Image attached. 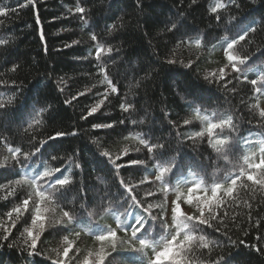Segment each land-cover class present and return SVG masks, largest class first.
<instances>
[{
	"label": "trees",
	"instance_id": "trees-1",
	"mask_svg": "<svg viewBox=\"0 0 264 264\" xmlns=\"http://www.w3.org/2000/svg\"><path fill=\"white\" fill-rule=\"evenodd\" d=\"M217 2L36 0L31 4L29 0H0V8L9 10L6 17L0 16V40L7 41L0 45V103L7 105L6 113L0 114V159L8 156L11 163L8 146L33 151L40 140L54 131L74 129L78 132L77 136L57 140L55 149H47L49 154L58 157L56 161H51L47 155L36 160L37 164L45 161L50 169H67L65 175L72 180L62 196L44 205L49 211L44 213L39 257H27L26 252L21 251L26 239L21 233L31 224L29 214L25 212L16 219L15 228L9 226L11 221L6 215L30 191L27 185L13 184L16 195L5 199L9 182L20 179L24 170L19 165L16 169L20 175L0 170V224L11 233L8 241L0 239V245H14L13 248L0 247V264H50L45 257L55 258L57 252L62 251L65 235L74 241V248L79 249L78 255L70 253L72 264H79L89 251H98L100 244L95 235L100 234L99 229H115L117 217L130 222L132 216L126 213L131 211L135 215L137 211L124 203L121 179L132 185L144 178L154 181L136 188L137 198L145 206L163 204L171 224V202L176 199L177 189L186 194L200 179L209 188L213 182L225 183L227 187L226 175H238L241 168L251 171L244 157L255 154L254 162H258L260 148L264 147V117L260 115L264 109V94L255 91L261 86L260 75L264 73V0H219L227 5L218 13L225 22L231 17L257 21L256 33L236 46L237 54L250 57L245 66L238 65L243 69L241 73L233 72L224 56L223 37L227 35L231 39L234 33L226 32L225 25L214 19L211 8ZM78 4L86 9L83 19L75 13ZM178 18L186 20L185 30L190 37L185 39L190 38L192 43H179L180 34L173 35L165 28V21ZM93 33L97 41L91 40ZM196 39L202 40L199 47ZM97 45L105 49L111 46L113 52L105 51L97 61ZM168 60L176 63L169 64ZM187 64L191 66L185 67ZM14 65L18 66L16 71H12ZM101 66L107 68L109 79L119 88V96L110 94L95 115L81 119L108 90L100 73ZM221 68H225V79L205 80V76L218 73ZM252 79H257L256 86L251 84ZM60 88L64 91L60 92ZM87 89L91 91L85 96L69 105L63 103ZM192 101H195L194 107H189ZM122 102H131L132 109L121 111ZM46 105L55 109V120L50 121L47 113L38 115L40 123H34L29 129L25 123L33 122L29 113L34 107L39 110ZM194 108L200 109L199 116ZM228 116L232 117L236 131L215 130L217 136L230 139L225 159L210 146L206 129L209 123H218ZM185 119L190 123L185 125ZM121 120L123 124L119 123ZM95 123H114L115 127L93 129ZM148 129L152 130L150 135L156 142L166 146L162 154H156L157 160L164 163L177 158V170L168 178L170 186L166 194L159 182H155L156 161L136 138L138 133ZM197 132L204 135L196 136ZM101 151H109L114 158L120 156L122 159L117 163L141 160L144 164L122 167L117 173L112 170L114 166L106 164L105 158L99 155ZM77 163L80 167L75 166ZM243 184L246 186L238 181L233 196L227 197L219 210L223 223L212 221L220 231L206 228L205 235L216 242L213 251L209 254L205 249H196L190 254L192 264H209V260L220 253L234 256L233 264H264V254L239 244L243 240L245 245L264 247V191L250 181L244 180ZM254 188L257 190L253 191ZM149 191L154 195L145 199L144 194ZM188 206L182 201V208ZM190 208L194 214L195 208ZM63 211L72 212L77 220L68 230H61V225L55 223L63 219ZM153 212L156 214L159 209ZM257 220L260 221L258 227ZM76 231H80L79 237L70 234ZM257 236L262 239L257 241ZM118 237V244L128 239L119 230ZM229 237L237 242L235 247ZM126 248V244L122 245L118 253L107 257L105 264H135L136 254L124 250Z\"/></svg>",
	"mask_w": 264,
	"mask_h": 264
},
{
	"label": "snow or ice",
	"instance_id": "snow-or-ice-1",
	"mask_svg": "<svg viewBox=\"0 0 264 264\" xmlns=\"http://www.w3.org/2000/svg\"><path fill=\"white\" fill-rule=\"evenodd\" d=\"M193 2H195V0H193ZM29 3L35 4L36 0H29ZM24 6L27 5H21V7ZM236 6L239 7V5ZM225 7H227V5L218 0V2L211 8V12L218 24L225 25L226 32L234 33V37L231 39H229L227 35L223 37V40L226 43L224 56L228 65L231 66L232 71L235 73H241L243 69L238 65L245 66L250 57L237 54L235 51L236 46L239 42L246 41L250 34L256 33L257 21L251 18L237 19L231 17L225 22L224 18L218 14L220 10ZM12 11H15V9H12ZM85 12L86 9L84 7L79 6V4L76 6L75 13L80 14L81 19L84 18ZM8 14V9L0 8V16L6 17ZM0 23H2V21H0ZM164 24L168 32L173 35L180 34L179 43H192L190 38L187 40L185 39V37H190V33L185 30L187 28L186 20L178 18L176 20H167ZM228 25L231 26L229 27ZM112 27L114 28L115 25ZM91 40L97 41V35L93 33L91 35ZM6 43L7 41L0 40V45ZM73 43L79 42L74 41ZM201 43V39L195 40L197 47H199ZM71 46L72 45H66V47ZM105 51L111 53L113 52V48L109 46L105 49L103 46L97 45V61L101 59V56ZM167 62L169 64L176 63L175 60H168ZM190 66V64L185 65V67ZM17 67L18 66L14 65L12 71H16ZM100 73L103 75L104 82L108 85V90L102 93L103 99L99 100L95 106L87 109V114L82 115L81 119L87 120L89 117L95 115L101 109V106L104 104L105 100L108 99L110 94H116L119 96V88L111 79H109L107 68L101 66ZM225 77V68H221L218 73L213 72L210 73L209 76H205V80H208L209 78L213 81L217 80V78L223 80ZM244 79L247 80V76H245ZM257 83V79L251 80L252 85L256 86ZM260 84L261 86L256 87L255 91L264 94V73H261L260 75ZM59 91L63 92L64 89L60 88ZM88 91H91V89H87L84 92H78L76 95H73L71 99H65L63 103L69 105L73 101L78 100L79 97L85 96ZM194 104L195 101H192L189 104V107H194ZM132 107L133 105L131 102L120 103V108L123 112H129ZM6 111L7 105L5 103H0V114H4ZM194 111L197 116H199L200 109L194 108ZM54 112L55 109L50 105L41 106L39 110L34 107L32 112L29 113L33 122L25 121V123L30 129L34 126V123H40L38 115L45 113H47V118L50 121H54ZM260 115L264 117V109L260 111ZM203 119H207V117H204ZM119 123L123 124L124 121L121 120ZM133 123L135 124L136 122L133 121ZM140 123L142 124L144 122L140 121ZM183 123L187 125L190 121L185 119ZM92 127L93 129L114 128L115 124L95 123ZM225 128H228L231 131H236L231 116L221 119L218 123H209L206 131L209 136L210 146L214 148L217 153L224 155V158L227 159L226 152L230 147V139L226 136H217L215 131L216 129H220L221 132H223ZM151 131V129L142 131L137 134L136 138L138 139L139 144L143 145L147 152L152 154L153 160L156 161L155 167L157 172L155 174V182H159L161 190L166 194L170 186L168 178L174 175L177 170V158L173 157L164 163L157 160L156 154H162L166 146L164 143L156 142L155 138L150 135ZM77 135L78 132L74 129L71 131H54L49 134L46 139L40 140L38 146H35L33 151H25L20 146H8L7 151L10 153L11 163L9 162L8 156H4L3 159H0V170L8 171L9 173H14L16 175H20V172L16 169L17 165H19L20 169L24 170L20 179L9 182V190H6L5 199H7L8 195H16V190L12 187L13 184L27 185L30 189L26 197L6 214L8 220L11 221L9 225L11 228H15V220L22 217L25 212L29 214L31 224L25 227L23 233H21L22 237H26L25 247L21 249V251L26 252L27 257H39L41 255L38 243L40 242L45 227L44 221L46 216L44 213L49 211L44 205L62 196L66 186L72 183L70 176L65 175V171H68L67 169H61L59 167L50 169L46 166L45 161H41L40 164H37L36 160L47 155L51 161H56L58 157L49 154L47 149H55L57 147L55 143L57 140H63L68 136ZM195 135L203 136L204 133L197 132ZM213 137L217 138L213 140ZM30 139L35 140V137H30ZM93 143L95 144L96 141H93ZM5 144H7V141H5ZM137 151H139V149H137ZM99 155L105 158L106 164L114 166L112 170L117 173L122 167H133L144 164L141 160H129L126 163H117V161L122 158L120 156L114 158L109 151H101ZM254 157L255 154H253V156L244 157V162L248 165V168L251 169V171L241 168L238 175L233 176L229 173L224 177L227 187H225V183L213 182L209 188L204 180L200 179L199 182L194 184V186L187 189L186 194L180 193L177 189L176 199L171 202V224L165 216V206L163 204L149 203L145 206L144 202L137 198L135 189L143 184H151L154 181L144 178L139 184L132 185L121 179V195L126 197L124 203L129 209L137 211L135 212V215H133L131 211L126 213V215L132 216L130 222L120 220L119 217H117L115 229L108 228L105 230L104 228H100V234L95 235V240L100 244L99 250L95 253L89 251L79 264H105L107 257L112 256L114 253H118L124 244L127 245V248L124 250L136 254L135 264H192L190 254H193L196 249H205L211 254L213 247L216 246V242L210 241L207 235H205L206 228H214V231L216 232L220 231L219 226L214 225L212 221L223 223L224 217L218 216V212L222 205L225 204L226 198L233 196V193L238 187V181L241 186H246L243 184L244 180L250 181L253 185L258 186L259 190L264 191V147L260 148V158L258 162H254ZM75 166L80 167L78 163ZM53 173L56 175H53ZM256 190L257 189L255 188L253 189V191ZM197 193L203 194L198 195ZM153 195L154 193L151 191L144 194L145 199ZM182 201L190 207L195 208V213L189 215L187 212L182 211ZM154 209H159V212L154 214ZM52 211H54V209ZM55 223L61 225V230H68L70 225L77 223V220L72 212L63 211V219L55 221ZM255 225L258 227L260 221L257 220ZM0 227L3 228V234L0 235V239L6 242L11 233L9 232V228L5 227L3 224H0ZM118 230L128 236L126 241H120L119 244L117 243L119 239ZM70 234L79 237L80 231ZM228 239L233 247L237 245L236 241H232L230 237ZM261 239V236L256 237L257 241H260ZM239 244L244 245L245 247H250L257 253L264 254V247L257 246L256 244L250 246L245 245L243 240H240ZM3 246H7L8 248L14 247L11 243L0 245V247ZM108 249H110V251ZM149 252H151V255H149ZM70 253L78 255L79 249L74 248V241L69 239L68 235H65L63 237L62 251H58L55 258L45 257V259L48 260L50 264H72L73 256H70ZM234 259L235 257L230 254L220 253L215 258H211L209 264H233Z\"/></svg>",
	"mask_w": 264,
	"mask_h": 264
},
{
	"label": "rangeland",
	"instance_id": "rangeland-1",
	"mask_svg": "<svg viewBox=\"0 0 264 264\" xmlns=\"http://www.w3.org/2000/svg\"><path fill=\"white\" fill-rule=\"evenodd\" d=\"M184 212H187L188 214H189V213L192 214V210H191V209L185 210Z\"/></svg>",
	"mask_w": 264,
	"mask_h": 264
}]
</instances>
